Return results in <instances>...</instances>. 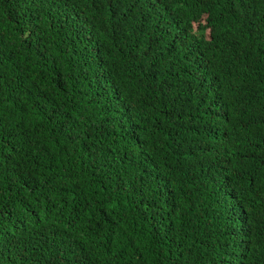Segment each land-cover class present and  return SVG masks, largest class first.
Listing matches in <instances>:
<instances>
[{"label": "trees", "instance_id": "1", "mask_svg": "<svg viewBox=\"0 0 264 264\" xmlns=\"http://www.w3.org/2000/svg\"><path fill=\"white\" fill-rule=\"evenodd\" d=\"M0 264H264V0H0Z\"/></svg>", "mask_w": 264, "mask_h": 264}]
</instances>
